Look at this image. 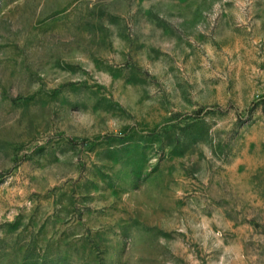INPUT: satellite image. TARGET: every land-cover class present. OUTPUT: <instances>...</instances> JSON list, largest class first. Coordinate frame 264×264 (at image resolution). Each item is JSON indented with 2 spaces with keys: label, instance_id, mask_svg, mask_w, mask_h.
Here are the masks:
<instances>
[{
  "label": "rangeland",
  "instance_id": "obj_1",
  "mask_svg": "<svg viewBox=\"0 0 264 264\" xmlns=\"http://www.w3.org/2000/svg\"><path fill=\"white\" fill-rule=\"evenodd\" d=\"M0 264H264V0H0Z\"/></svg>",
  "mask_w": 264,
  "mask_h": 264
}]
</instances>
